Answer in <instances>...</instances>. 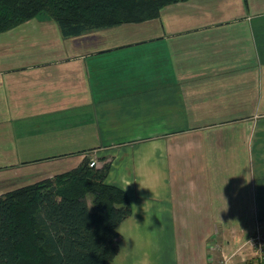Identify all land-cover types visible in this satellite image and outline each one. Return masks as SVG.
I'll return each mask as SVG.
<instances>
[{
    "label": "crops",
    "instance_id": "obj_1",
    "mask_svg": "<svg viewBox=\"0 0 264 264\" xmlns=\"http://www.w3.org/2000/svg\"><path fill=\"white\" fill-rule=\"evenodd\" d=\"M96 150L115 153L107 182L132 206L107 264H209L211 225L264 222V0H180L78 36L50 19L0 34V184Z\"/></svg>",
    "mask_w": 264,
    "mask_h": 264
},
{
    "label": "trees",
    "instance_id": "obj_2",
    "mask_svg": "<svg viewBox=\"0 0 264 264\" xmlns=\"http://www.w3.org/2000/svg\"><path fill=\"white\" fill-rule=\"evenodd\" d=\"M180 0H0V33L41 14L64 37L157 19ZM87 158L68 171L0 196V264H107L119 226L132 215L127 193L108 183L111 164ZM90 197V203H89Z\"/></svg>",
    "mask_w": 264,
    "mask_h": 264
},
{
    "label": "rangeland",
    "instance_id": "obj_3",
    "mask_svg": "<svg viewBox=\"0 0 264 264\" xmlns=\"http://www.w3.org/2000/svg\"><path fill=\"white\" fill-rule=\"evenodd\" d=\"M45 19H50L49 15L41 14L37 16V18L31 19L6 32H9L14 29L21 31L25 29V26L30 27L32 24L36 22L37 23L42 22ZM114 154H115L114 152H110L108 150L101 152L100 151L97 152L96 150L88 154V156L90 155V157L85 156L84 158L88 159L91 166L100 167L101 165L104 164L103 162H101V159H104L105 163L112 164L113 160L115 159ZM23 166L20 169L21 171L19 172V176L21 178L22 183L19 184L15 183L9 187L8 184L6 183L5 185L0 184V190L2 189L5 190V188L7 189L8 187L9 188L8 191H11L14 189H18L22 186L30 185L37 181L43 180L41 178L45 176L44 174L38 177H34L33 175H31L34 173V171L33 170L31 171V169L25 165ZM48 167L49 166H45L41 168L49 169ZM52 168L55 167L52 166ZM1 169H2L1 173L4 176L14 171L12 169L8 170V167H3ZM57 170H61V169H56V171ZM89 203H90V197H89ZM252 227L253 229H251ZM210 231H211V236H209L205 241H199L201 242V244H204L202 248L205 246L206 254H208L209 264H264V222L263 221H258V223H256L255 225H239V224L211 225ZM223 233L226 234L224 235ZM225 237L228 239L227 248H226L227 245H225L227 241ZM187 242L188 241L184 240V243ZM170 249H172L170 248V246L165 247L164 255H169L171 253ZM166 251H168L169 253L166 254ZM232 254L235 255L233 258L230 257V255ZM225 257H228V259H225Z\"/></svg>",
    "mask_w": 264,
    "mask_h": 264
},
{
    "label": "clouds",
    "instance_id": "obj_4",
    "mask_svg": "<svg viewBox=\"0 0 264 264\" xmlns=\"http://www.w3.org/2000/svg\"><path fill=\"white\" fill-rule=\"evenodd\" d=\"M118 231H119V229H118Z\"/></svg>",
    "mask_w": 264,
    "mask_h": 264
}]
</instances>
